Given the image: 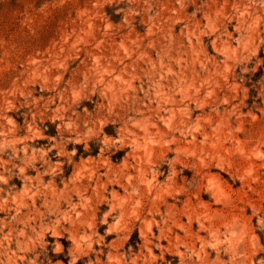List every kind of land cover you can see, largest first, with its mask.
Listing matches in <instances>:
<instances>
[{
	"label": "rangeland",
	"instance_id": "1",
	"mask_svg": "<svg viewBox=\"0 0 264 264\" xmlns=\"http://www.w3.org/2000/svg\"><path fill=\"white\" fill-rule=\"evenodd\" d=\"M0 264H264V0H0Z\"/></svg>",
	"mask_w": 264,
	"mask_h": 264
}]
</instances>
